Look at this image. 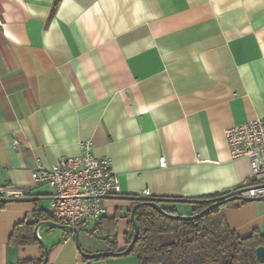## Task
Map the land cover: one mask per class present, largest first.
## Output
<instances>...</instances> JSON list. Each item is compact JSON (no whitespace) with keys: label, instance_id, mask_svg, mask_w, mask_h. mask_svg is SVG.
Returning a JSON list of instances; mask_svg holds the SVG:
<instances>
[{"label":"crops","instance_id":"1","mask_svg":"<svg viewBox=\"0 0 264 264\" xmlns=\"http://www.w3.org/2000/svg\"><path fill=\"white\" fill-rule=\"evenodd\" d=\"M259 117L264 0H0V189L29 191L0 206V264L43 256L37 245L9 246L15 225L50 207L54 189L33 181L37 166L79 156L91 141L111 159L122 197L214 196L249 181L250 161L231 158L225 131ZM134 204L107 200L108 214L84 228L99 241L87 251L111 250L90 231L115 215L113 239L125 249ZM225 213L240 236L264 232V203H229ZM39 234L48 264H86L73 236Z\"/></svg>","mask_w":264,"mask_h":264},{"label":"trees","instance_id":"2","mask_svg":"<svg viewBox=\"0 0 264 264\" xmlns=\"http://www.w3.org/2000/svg\"><path fill=\"white\" fill-rule=\"evenodd\" d=\"M227 193L229 191L214 196L189 198L193 200L191 204L194 205L192 214L199 213L208 207L210 203L205 202L206 200ZM156 198L173 199V197ZM2 199L3 197L0 196V206L4 207L7 202ZM241 204L244 202L241 201ZM163 207L169 213L180 214L175 208ZM225 208L226 205L219 206L205 216L192 221L172 219L148 206L139 208L136 218L140 233L133 250L128 255L135 256L139 264H261L256 249L264 245V232L256 229L249 235L240 236L230 227ZM127 217L130 223V233L126 241L128 246L133 235L130 211ZM49 220L53 218L48 212L35 211L31 218H26L25 221L15 225L9 239V246L37 245L41 248L34 236V228L38 222ZM117 222L118 216L115 215L111 219H103V223H107L108 230L101 221L94 230L90 231L92 235L104 234L105 241L112 251H119L113 239ZM96 260L99 259L83 258L86 264H92ZM42 263L43 256L38 260H24L19 264Z\"/></svg>","mask_w":264,"mask_h":264},{"label":"built area","instance_id":"3","mask_svg":"<svg viewBox=\"0 0 264 264\" xmlns=\"http://www.w3.org/2000/svg\"><path fill=\"white\" fill-rule=\"evenodd\" d=\"M225 136L232 159L247 157L251 165L249 181L229 192L242 190L238 195H264V117L229 127ZM13 145H18L14 137ZM93 143H81V154L62 157L49 168L41 165L32 172L35 183L47 184L54 189L50 199L49 215L54 221L72 227L94 226L108 214L106 201L123 196L120 181L108 157H97ZM160 164L166 166L162 157ZM245 189V190H244ZM28 190L0 189L3 198H25ZM139 196H152L145 190Z\"/></svg>","mask_w":264,"mask_h":264},{"label":"water","instance_id":"4","mask_svg":"<svg viewBox=\"0 0 264 264\" xmlns=\"http://www.w3.org/2000/svg\"><path fill=\"white\" fill-rule=\"evenodd\" d=\"M241 191L242 190L229 192L225 195L206 200L205 202L210 203L208 207H206L204 210H202L199 213L190 214V215L172 214V213L167 212L162 206V202H165V201H173L175 203H192L193 200H190V199H184V198L159 199V198L152 197V196L150 197H145V196L120 197V198H125L126 200H129V201L135 202V204L130 210L131 221L133 223L132 240L125 249L120 250V251L104 250V251H97V252H89L85 250L82 246L79 228L72 227L70 225H63L54 220L40 221L36 224L34 228V236L39 241L42 251H43V263L42 264H48L49 258H50V250H49V246L47 242L39 234V230L41 228L59 229V230L64 231L66 234L73 236L75 240L76 248L79 251L82 258L93 260V259H101V258H109V257H122L125 255H128L133 250L134 245L136 244L138 240L139 233H140V227H139V224L136 218V213L139 208L148 206L172 219L192 221V220L205 216L211 210L219 206L227 205L236 200H240L244 203L264 202V195L258 196V197H246V196L238 195V193ZM17 200H20V198L7 197V198L2 199V201H5V202H13ZM256 254H257L259 262L264 263V245L259 246L256 249Z\"/></svg>","mask_w":264,"mask_h":264},{"label":"rangeland","instance_id":"5","mask_svg":"<svg viewBox=\"0 0 264 264\" xmlns=\"http://www.w3.org/2000/svg\"><path fill=\"white\" fill-rule=\"evenodd\" d=\"M231 203H241V201L240 200H236V201H233ZM261 203H264V202H261ZM79 230H80V237H81V241H82V246H83V248L85 250H87L84 247L87 240H90V241H93V242H99V241H97L95 239H92V238L90 239V236H88V234L85 232L83 227H80ZM123 259H125L127 264H138V260L133 255L124 256Z\"/></svg>","mask_w":264,"mask_h":264}]
</instances>
